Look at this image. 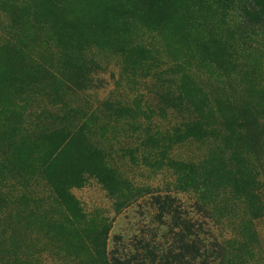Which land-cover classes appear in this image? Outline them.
Listing matches in <instances>:
<instances>
[{"label": "rangeland", "instance_id": "rangeland-1", "mask_svg": "<svg viewBox=\"0 0 264 264\" xmlns=\"http://www.w3.org/2000/svg\"><path fill=\"white\" fill-rule=\"evenodd\" d=\"M152 1L0 0V264H264V22Z\"/></svg>", "mask_w": 264, "mask_h": 264}, {"label": "trees", "instance_id": "trees-1", "mask_svg": "<svg viewBox=\"0 0 264 264\" xmlns=\"http://www.w3.org/2000/svg\"><path fill=\"white\" fill-rule=\"evenodd\" d=\"M229 5H234L235 3H239L240 6V13L243 17L244 21H253L256 22H264V4L261 0H226ZM148 3L150 8L155 12L159 13L157 9V2H154L152 0H143V4ZM156 23V22H155ZM163 104H165L167 107H170L172 109H177L179 111H188L190 116H192L193 120L189 123H186V126L183 127L185 130H199V127L201 126L200 122L210 120L211 116L207 113H204L202 110H200L198 107L194 106H186L185 105V97L181 95L179 92H175L172 90V88L167 89L163 95ZM120 107L117 108L119 110ZM82 126V125H81ZM76 127V126H75ZM83 127L77 128L78 131H81L82 133L84 130ZM81 129V130H80ZM177 129V128H176ZM181 128L178 127L177 130H180ZM182 177V174H180Z\"/></svg>", "mask_w": 264, "mask_h": 264}]
</instances>
